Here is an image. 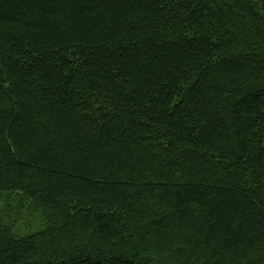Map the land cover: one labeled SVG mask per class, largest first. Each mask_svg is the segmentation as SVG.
Returning a JSON list of instances; mask_svg holds the SVG:
<instances>
[{
	"label": "trees",
	"instance_id": "obj_1",
	"mask_svg": "<svg viewBox=\"0 0 264 264\" xmlns=\"http://www.w3.org/2000/svg\"><path fill=\"white\" fill-rule=\"evenodd\" d=\"M0 264H264V0H0Z\"/></svg>",
	"mask_w": 264,
	"mask_h": 264
}]
</instances>
